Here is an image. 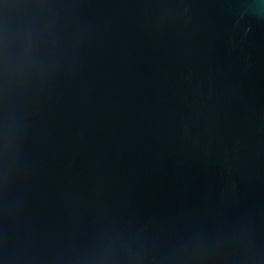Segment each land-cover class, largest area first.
<instances>
[{"label":"water","instance_id":"1","mask_svg":"<svg viewBox=\"0 0 264 264\" xmlns=\"http://www.w3.org/2000/svg\"><path fill=\"white\" fill-rule=\"evenodd\" d=\"M0 264H264V0H0Z\"/></svg>","mask_w":264,"mask_h":264}]
</instances>
